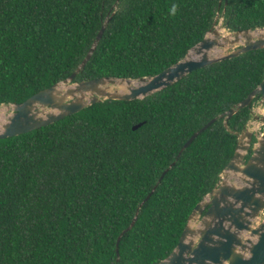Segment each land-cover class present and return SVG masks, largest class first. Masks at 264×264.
Instances as JSON below:
<instances>
[{"label":"trees","instance_id":"1","mask_svg":"<svg viewBox=\"0 0 264 264\" xmlns=\"http://www.w3.org/2000/svg\"><path fill=\"white\" fill-rule=\"evenodd\" d=\"M218 15L232 31L261 28L264 0H0V105L68 78L106 20L76 81L156 75L202 41ZM263 78L264 48L194 70L144 99L105 100L1 138L0 264L166 258L234 155L238 137L221 114ZM257 99L229 120L232 131L247 126ZM153 189L118 255V237Z\"/></svg>","mask_w":264,"mask_h":264},{"label":"water","instance_id":"2","mask_svg":"<svg viewBox=\"0 0 264 264\" xmlns=\"http://www.w3.org/2000/svg\"><path fill=\"white\" fill-rule=\"evenodd\" d=\"M225 2L227 4L228 0ZM221 20L220 26H216V19L213 28L185 57L156 75L142 78L104 76L76 81L105 33L106 20L88 54L68 78L36 92L24 102L0 105V139L48 126L105 100L144 99L194 70L264 48V27L232 31L223 25V17ZM228 46L235 49L228 51ZM218 49L227 52L217 57ZM255 98H260V104L264 105V78L245 99L221 114L225 127L238 137L234 155L220 174L217 185L194 208L175 249L155 264H264L263 124L258 128L249 124L241 132H234L229 126L233 115L252 106ZM255 117L259 120L257 114ZM217 119L195 132L180 150L178 158ZM141 125L137 124L133 129ZM261 130L263 132L259 133ZM254 137L256 142L253 144ZM154 189L140 204L130 226L118 237V255L122 236L134 226L140 208Z\"/></svg>","mask_w":264,"mask_h":264},{"label":"rangeland","instance_id":"3","mask_svg":"<svg viewBox=\"0 0 264 264\" xmlns=\"http://www.w3.org/2000/svg\"><path fill=\"white\" fill-rule=\"evenodd\" d=\"M217 20H218V24H217L216 26H220L222 20H221V17H220L219 15L217 16ZM233 49H235V47L228 46V51H231V50H233ZM226 52H227V51H226ZM226 52H225L223 49H222V50L218 49V50H217V53H216L215 56H217V57H218V56H222V55L226 54ZM6 109H7V108H6ZM258 112H259V113H258ZM263 113H264V109L258 108V111H257L256 114H257L258 116H260V115L263 114ZM8 114H9V112H8ZM6 116H7V115H6ZM253 118L255 119V114H253V117L251 118V120H252ZM213 119H214V118H213ZM211 120H212V119H211ZM211 120H210V121H211ZM210 121H209V122H210ZM209 122H208V123H209ZM208 123H207V124H208ZM262 128H264V125L262 126ZM148 196H149V195H148ZM148 196H147V197H148ZM263 218H264V217H263Z\"/></svg>","mask_w":264,"mask_h":264},{"label":"flooded vegetation","instance_id":"4","mask_svg":"<svg viewBox=\"0 0 264 264\" xmlns=\"http://www.w3.org/2000/svg\"><path fill=\"white\" fill-rule=\"evenodd\" d=\"M253 106H254V108L256 109V111L254 112V114L257 113V109H258V107L261 108V109H264V105H261V104H260V98H258V99L256 100V102L254 103ZM258 113H259V112H258ZM256 121L258 122V123H257L258 125L256 126L257 128H258L260 125H262V124L264 125V123L262 122V114L259 116V120L256 119ZM263 125H262V126H263ZM262 132H263V130L259 131V133H262ZM254 134H255V133H254ZM255 142H256V138L254 137V139H253V144H254Z\"/></svg>","mask_w":264,"mask_h":264},{"label":"crops","instance_id":"5","mask_svg":"<svg viewBox=\"0 0 264 264\" xmlns=\"http://www.w3.org/2000/svg\"><path fill=\"white\" fill-rule=\"evenodd\" d=\"M254 110V112L256 111V109L254 108L253 109ZM257 111H258V109H257ZM256 115V114H255ZM251 122V123H250ZM253 123V124H252ZM258 122L256 121V117H255V119L253 118L252 120H250L249 122H248V124L247 125H255V126H257L258 124H257Z\"/></svg>","mask_w":264,"mask_h":264},{"label":"clouds","instance_id":"6","mask_svg":"<svg viewBox=\"0 0 264 264\" xmlns=\"http://www.w3.org/2000/svg\"><path fill=\"white\" fill-rule=\"evenodd\" d=\"M253 109H254V106H253ZM253 112H254V110H253Z\"/></svg>","mask_w":264,"mask_h":264}]
</instances>
